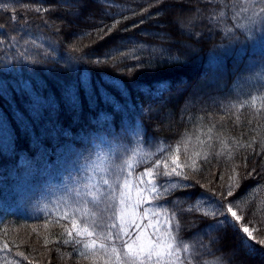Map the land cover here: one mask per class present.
<instances>
[{"label": "trees", "instance_id": "obj_1", "mask_svg": "<svg viewBox=\"0 0 264 264\" xmlns=\"http://www.w3.org/2000/svg\"><path fill=\"white\" fill-rule=\"evenodd\" d=\"M0 5V264H93L83 243L101 241L76 237L72 221L99 222L106 205L89 192L110 193L119 209L125 180L140 226L127 228L132 239L144 225L164 234L171 217L186 262L264 264L260 244L248 254L238 233L203 215L231 184L226 203L264 238V17L251 0ZM174 167L182 175H163ZM198 198L204 207L190 211ZM102 215L119 224L112 209ZM123 239L105 243L124 251Z\"/></svg>", "mask_w": 264, "mask_h": 264}, {"label": "snow or ice", "instance_id": "obj_2", "mask_svg": "<svg viewBox=\"0 0 264 264\" xmlns=\"http://www.w3.org/2000/svg\"><path fill=\"white\" fill-rule=\"evenodd\" d=\"M254 5L252 11L255 16L264 17V0H251ZM242 3L247 4L248 0H242ZM259 7V11H255V7ZM0 7H5L4 5H0ZM242 12H248V7H242L240 9ZM124 19H128L125 17ZM121 23L120 20H116L112 25L107 26V32L105 33V29H100L101 33L110 34L113 30L117 28V26ZM140 23H143L141 21ZM136 27V25H133ZM127 31V29H125ZM103 38V36H101ZM264 78V77H262ZM257 98L253 97L251 103L255 106ZM243 107V104L240 105ZM264 108V104L261 105ZM179 151V149H177ZM129 170L134 167L133 163L126 161ZM156 167H160L159 164ZM167 167V164L164 165ZM180 167V165H177ZM154 169H148L142 173V177L146 176L149 179L147 180V184L151 187V192L157 193V196L160 194L157 192V188L152 179ZM175 174L177 176L182 175L181 172H178L176 167L172 168L170 172H164L163 175L170 176ZM119 180V176L116 177ZM187 179V176L184 177ZM141 183L145 181L141 178ZM103 183L108 185L109 188H112V185L109 184L108 179H103ZM233 183L236 181L233 179ZM128 184L125 180L124 188L127 189ZM175 187V185H172ZM115 191V189H113ZM91 202L99 208L101 204H105L106 208L101 209V218L99 222L95 219L91 224L85 223L82 227L77 228L76 221L73 220V228L76 230V237H93L94 235L100 239V243H97L96 239H89L87 242L83 243V247L86 250L84 253H81L85 259H90L93 261V264H96L98 259L103 260L104 264H191V261L188 260L186 262L183 257V253L190 252V246L188 243H185L179 236V223L177 222L175 230H173V226L171 224V217H168L165 220V223L168 225V230L164 234H160L159 223L155 227H153L151 232H145L143 229L137 232L135 235V239H132L127 228L129 226H135L139 228L140 226L136 224L135 220L131 218V215L127 213V201L124 196V192L122 191L119 197V204L121 207L119 209L114 208L113 204L109 203L114 197L109 193L105 195L99 190L95 192L88 193ZM233 195L232 185L230 184L228 187V191L226 195L222 197L220 200L208 201L207 203L210 207L203 212V215L212 217L215 220V223L209 225V228L214 231H223L226 228H231L233 232L239 234L240 239V247L248 252V254H252L258 251L255 248V244L258 243L264 248V238H257L254 235V230H250L248 224L241 223L242 217L234 211V204L232 202H227V198ZM205 200L204 198H198L189 210L200 211L202 207H204ZM107 209L113 210V216L111 219L118 220L119 224L113 222L110 224H106L103 220L102 213ZM92 216H96L97 212L91 211ZM87 215V213L85 214ZM148 215V212L145 211V217ZM67 216V213H65ZM249 224L251 221L248 222ZM97 228L100 229L97 232ZM107 228L108 231L105 232L104 229ZM118 228L119 230L116 232L115 237L112 234L111 229ZM258 231V230H255ZM69 237L72 236V232H68ZM121 237H126L121 241L124 251H121L115 243H105V241L112 242L114 239H121ZM76 243H80L81 241L77 239ZM255 242V243H253ZM91 252V255L87 253ZM22 255V254H19ZM240 255L239 250H233L232 256L233 258ZM155 258V259H153ZM240 264H244V261L241 260Z\"/></svg>", "mask_w": 264, "mask_h": 264}, {"label": "rangeland", "instance_id": "obj_3", "mask_svg": "<svg viewBox=\"0 0 264 264\" xmlns=\"http://www.w3.org/2000/svg\"><path fill=\"white\" fill-rule=\"evenodd\" d=\"M92 178H93V176H89V182H91L92 184H94L95 182H94V179H92ZM122 191L124 192V196H125V199H126L127 205H128L126 211H127L128 214L131 215V213H130V212H132L131 205L134 203V199L132 197L134 196V193H132V191L128 187H127V189H125L123 187V190ZM131 218L133 219V215L131 216ZM146 226L148 228L150 227V225L149 226L148 225H144L143 228H140L138 231H140L141 229H143L145 232H149V229ZM151 227H152V225H151Z\"/></svg>", "mask_w": 264, "mask_h": 264}]
</instances>
